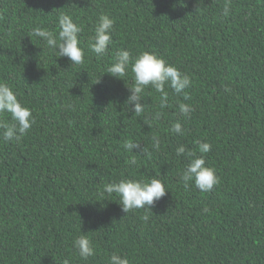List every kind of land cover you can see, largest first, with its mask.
Returning a JSON list of instances; mask_svg holds the SVG:
<instances>
[{"label":"trees","instance_id":"trees-1","mask_svg":"<svg viewBox=\"0 0 264 264\" xmlns=\"http://www.w3.org/2000/svg\"><path fill=\"white\" fill-rule=\"evenodd\" d=\"M61 13L83 26L81 65L28 37L38 26L58 34ZM102 14L115 21L113 43L97 58L88 45ZM120 49L157 54L190 86L177 95L166 84L163 108L145 89L136 116L126 105L131 66L122 80L105 72ZM0 81L35 118L19 141L0 128V264H109L113 253L129 264H264V0H0ZM177 121L182 135L170 131ZM0 122L13 123L6 113ZM127 140L151 158L126 151ZM196 141L211 145L204 158L219 182L210 192L181 179L188 152L201 155ZM153 177L167 193L151 212L125 213L103 193ZM81 233L95 249L86 261L73 247Z\"/></svg>","mask_w":264,"mask_h":264},{"label":"clouds","instance_id":"clouds-1","mask_svg":"<svg viewBox=\"0 0 264 264\" xmlns=\"http://www.w3.org/2000/svg\"><path fill=\"white\" fill-rule=\"evenodd\" d=\"M229 12L230 8L226 5L223 15L228 16ZM114 24V19L107 14L98 17L88 45L97 58L108 53L109 46L113 43ZM58 27L60 29L58 34L39 26L34 27L28 37L40 38L45 42L47 48L55 53L57 58H68L71 66L83 64L85 52L79 46V36L83 31V26L74 22L71 15L61 13L58 17ZM129 66H131L133 74V85L130 88L127 87L130 95L127 98L126 105L132 106L131 110L136 116H140L145 110V105L142 103L145 89L151 87L160 93V106L163 108L167 106L168 100V92L165 90L166 84L177 95L184 94V90L191 84V79L187 74L180 72L175 66L168 64L166 60L149 51L140 52L133 58L129 50L120 49L115 54L114 62L106 68L105 72L112 77L121 79L127 74ZM184 99H188L187 95H184ZM68 107L71 108L72 106L68 105ZM179 112L184 117H190L192 108L188 104L180 103ZM5 113L13 121L11 124L0 122V128L3 129L2 138L5 142L19 141L35 123L31 109L21 103L13 87L7 81H0V116ZM160 115L159 112L156 113L157 120ZM170 131L182 135V124L179 121L173 123ZM152 139L153 148L159 149L158 137L153 136ZM196 143L201 155L197 156L195 152H188L191 159L182 170L181 179L185 188H188L190 182H192L201 192H210L219 182L215 169L206 166L204 158V154L211 150V145L206 141H196ZM123 148L129 152L138 150V152H143L149 159L151 158V152L142 149L140 144L132 140L125 141ZM175 152L176 156L180 157L186 153V148L180 145ZM130 163H136L134 157ZM103 193L119 196V204L125 213L135 209H144L147 213L151 212L150 208L154 202L164 197L167 191L163 180L153 177L149 180L121 179L119 182L106 183L103 185ZM143 219L147 221L149 219L148 215L146 214ZM73 247L77 249L82 260L86 261L89 257L95 255L92 241L86 234L81 233L78 235L73 240ZM63 264H71L70 258H65ZM109 264H129V260L127 257L113 253L109 257Z\"/></svg>","mask_w":264,"mask_h":264}]
</instances>
